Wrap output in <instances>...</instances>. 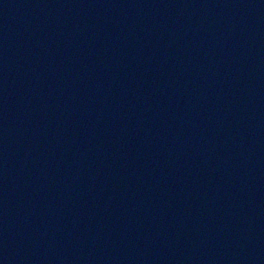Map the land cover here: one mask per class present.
<instances>
[{"label": "water", "instance_id": "1", "mask_svg": "<svg viewBox=\"0 0 264 264\" xmlns=\"http://www.w3.org/2000/svg\"><path fill=\"white\" fill-rule=\"evenodd\" d=\"M0 264H264V0H0Z\"/></svg>", "mask_w": 264, "mask_h": 264}]
</instances>
